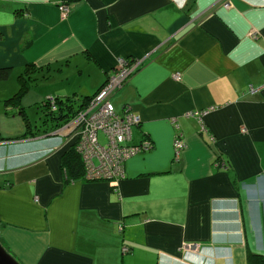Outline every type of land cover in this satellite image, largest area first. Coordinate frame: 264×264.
Returning <instances> with one entry per match:
<instances>
[{
	"label": "crops",
	"instance_id": "0c3cea01",
	"mask_svg": "<svg viewBox=\"0 0 264 264\" xmlns=\"http://www.w3.org/2000/svg\"><path fill=\"white\" fill-rule=\"evenodd\" d=\"M123 57L142 65L112 103L141 119L131 144L151 148L126 161L119 182L66 183L70 130H34L6 103L33 72L65 66L81 82L38 98L80 103ZM0 70V243L19 264H248L249 252L264 254V0H0Z\"/></svg>",
	"mask_w": 264,
	"mask_h": 264
},
{
	"label": "built area",
	"instance_id": "2783aa9c",
	"mask_svg": "<svg viewBox=\"0 0 264 264\" xmlns=\"http://www.w3.org/2000/svg\"><path fill=\"white\" fill-rule=\"evenodd\" d=\"M59 10L62 19H67L70 9L60 6ZM141 65V61L119 58L88 107L83 109L69 125L68 140L73 141L76 152L80 154L84 162V181L119 182L126 177V161L140 151L151 148L149 142L131 144L132 131L139 127L141 119L128 109L118 112L112 103L113 95ZM178 77L179 75L174 76V78ZM51 100V109L56 111L54 99ZM202 115V113L187 114L200 121ZM175 129L179 132V126ZM243 132L246 131L243 130ZM185 147L183 136L176 133L174 139L176 158H179ZM122 228L121 226V231ZM123 252H128V248L123 247Z\"/></svg>",
	"mask_w": 264,
	"mask_h": 264
},
{
	"label": "rangeland",
	"instance_id": "374dc122",
	"mask_svg": "<svg viewBox=\"0 0 264 264\" xmlns=\"http://www.w3.org/2000/svg\"><path fill=\"white\" fill-rule=\"evenodd\" d=\"M62 6H66V5H62ZM60 7V6H59ZM67 7V6H66ZM79 72L76 73V70H73L72 66H65L60 67V68H51V69H44V71H42V69H40L38 72L36 71L35 73L33 72L29 77H31L30 79H27L28 81V86L27 89L25 90V97H21L22 102L26 105V115L28 118V122L29 125L35 130L37 128H43L46 127V125L49 126L48 130L51 129L53 123L55 124L54 121H52L51 119L48 120L45 111L49 112L48 108L45 110L43 108V104L42 102V97L38 98L39 94L44 93L43 91L48 92L50 91L53 92L52 94L55 93V95L57 94L56 92H58L57 90H59L61 87H64L65 85L73 82V81H79V79H82L80 74H78ZM176 80L179 79L175 78ZM81 81L79 82H75L74 85L79 84ZM5 84H10L13 83L11 81V76L9 78H7L6 80H4ZM82 89H77V90H72L71 91V95L75 96V100H82V94H81ZM41 92V93H39ZM48 96V95H46ZM51 100V99H50ZM39 102L38 104H36V102ZM52 101V100H51ZM53 102L56 105H59L58 103H56L57 101L54 99ZM91 101H89L87 103V105L84 107H88V105L90 104ZM82 102L78 103L76 102L75 105V109H77L78 105H80ZM51 106V105H50ZM45 110V111H44ZM82 112V111H81ZM81 112H78L75 116H71V118H68L65 120V122H61L60 124H62L61 126H59L60 124L56 125L59 126V129H69L70 127L69 125H71L75 119L76 116H78ZM69 113L71 114V111L69 110ZM49 122V123H48ZM69 127V128H68Z\"/></svg>",
	"mask_w": 264,
	"mask_h": 264
},
{
	"label": "trees",
	"instance_id": "16d2710c",
	"mask_svg": "<svg viewBox=\"0 0 264 264\" xmlns=\"http://www.w3.org/2000/svg\"><path fill=\"white\" fill-rule=\"evenodd\" d=\"M31 68L27 69L29 72ZM8 76V72L6 70H0V77L6 78ZM26 83L21 84V89L18 93L14 95V97L10 98L6 105L8 108L12 109L13 112H17L21 116H23L27 120V115L25 111V107L22 104L21 97L23 96V92L26 88ZM94 97V96H93ZM93 97H87L83 99L82 103L78 105L77 109H75V102L71 99H61V98H50L55 99L59 105L57 106V110L53 111L51 109V100L47 99L42 104L45 110L48 108L49 112H46V116L48 119H51L55 122L56 125L60 124L61 122H65L66 119L71 118V116H75L78 112H81L84 107L87 105L89 101L93 99ZM71 111V114L69 113ZM10 114H12L10 112ZM71 115V116H70ZM72 116V117H73ZM62 125V124H60ZM59 125V126H60ZM58 126V127H59ZM63 172L65 176V182L71 183L77 180H83L84 178V162L80 154L76 152L74 146L70 147V149L64 154L63 156ZM248 264H264V254L260 253H252L249 252L247 256Z\"/></svg>",
	"mask_w": 264,
	"mask_h": 264
},
{
	"label": "water",
	"instance_id": "95a60500",
	"mask_svg": "<svg viewBox=\"0 0 264 264\" xmlns=\"http://www.w3.org/2000/svg\"><path fill=\"white\" fill-rule=\"evenodd\" d=\"M0 264H19L0 243Z\"/></svg>",
	"mask_w": 264,
	"mask_h": 264
},
{
	"label": "clouds",
	"instance_id": "9594fccd",
	"mask_svg": "<svg viewBox=\"0 0 264 264\" xmlns=\"http://www.w3.org/2000/svg\"><path fill=\"white\" fill-rule=\"evenodd\" d=\"M100 90V89H99ZM98 93V92H97Z\"/></svg>",
	"mask_w": 264,
	"mask_h": 264
}]
</instances>
